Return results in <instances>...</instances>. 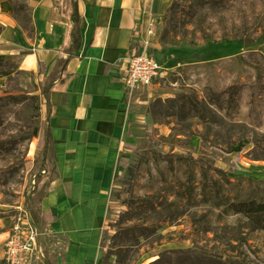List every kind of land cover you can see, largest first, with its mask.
Returning a JSON list of instances; mask_svg holds the SVG:
<instances>
[{"label": "rangeland", "instance_id": "1", "mask_svg": "<svg viewBox=\"0 0 264 264\" xmlns=\"http://www.w3.org/2000/svg\"><path fill=\"white\" fill-rule=\"evenodd\" d=\"M11 1L25 4L27 8V0ZM250 1L256 5L246 2L242 6H254L260 11L262 0ZM11 19L15 38L10 39V44L12 41L22 45V39L33 37L29 9L17 15L12 11ZM176 19L181 21L183 17L178 14ZM162 25L163 19L158 44ZM181 27L179 24L178 31ZM180 37L172 45H159L158 50H153L155 60L166 69V77L145 89L140 97L143 103L131 109L132 140L111 192L101 237V264H150L167 251L175 252L167 259L171 264H206V255L218 257L224 248L219 244L214 246L209 242L211 235L201 234L192 226L189 218L192 208L175 199L181 184L192 180L198 185L212 175L220 179V175L208 173L210 166L225 173L229 180L264 183V141L261 140L264 138V30L250 38L248 47L218 43L192 48L183 44ZM0 47H4L0 48V57L7 63L0 65V71L7 74L0 78V233L10 231L18 218L26 214L37 232L40 246L48 249V243L54 239L49 236V242L45 243L47 234L42 226L45 220L39 214L38 205L31 212L23 207L25 196L32 195V200L40 201L48 181L33 193L29 173L39 156L38 138L34 134L45 119L41 113L43 99L36 78L20 71L11 59L18 53L15 46ZM23 52L20 48V53ZM231 87L242 89L238 114L227 121L223 112H214L211 117L221 120V124L210 128L197 121L196 114L187 108L179 116V106L171 104L176 98L181 103L188 99L201 102L208 91L225 98V92ZM255 88L259 123L250 125V95ZM242 136L250 142L243 153L226 155L223 151L229 142ZM186 156L196 162H188L184 159ZM126 212L131 214V221L124 215ZM201 215L199 212L197 217ZM163 221L172 224H163L155 235L150 230H141ZM144 234L148 237L146 240L141 236ZM157 235L163 238L154 242ZM252 240L248 245L256 250V259L249 260L251 264H264V238L253 235ZM197 255L203 258L195 260ZM0 264L5 263L0 260Z\"/></svg>", "mask_w": 264, "mask_h": 264}, {"label": "crops", "instance_id": "2", "mask_svg": "<svg viewBox=\"0 0 264 264\" xmlns=\"http://www.w3.org/2000/svg\"><path fill=\"white\" fill-rule=\"evenodd\" d=\"M172 2L27 0L33 37L19 45L10 44L12 10L0 1V45L15 46L18 53L10 58L19 70L32 74L38 85L51 86L41 113L50 127L55 172L43 186L37 209L47 224L45 243L53 236L64 250L57 264H101L111 192L132 140L131 109L143 103L147 89L126 108L120 76L147 25L161 26ZM160 30L149 40L151 50L159 49ZM8 236L9 231L0 233V260Z\"/></svg>", "mask_w": 264, "mask_h": 264}, {"label": "trees", "instance_id": "3", "mask_svg": "<svg viewBox=\"0 0 264 264\" xmlns=\"http://www.w3.org/2000/svg\"><path fill=\"white\" fill-rule=\"evenodd\" d=\"M0 1L8 2L15 15L28 12V7H24L25 4L11 0ZM246 2L256 5L250 0H173L163 16L159 45L161 47L172 45L175 43L174 39L180 35L181 42L192 48L200 44L218 43H235L248 47L250 38L258 34L260 30H264V0L261 1L263 5L258 12L254 6L248 8L242 6ZM178 14L183 17L181 21L176 19ZM179 24L182 27L178 31ZM1 33L2 29L0 28ZM2 64L6 65L7 63L4 62L3 57H0V65ZM39 74H42V70ZM6 76V73L0 71V78ZM38 86L41 97L46 99V94L51 86L41 83ZM253 90L250 95L248 119L250 125H257L259 123L257 117L259 99L256 94L257 89ZM241 92V88L231 87L225 92V98L220 94L208 91L201 102L197 99H188L181 103L176 98L171 101V104L176 105L175 107L179 106L181 112H179V116L182 115L183 108H187L196 114L197 121L210 128L219 122L221 124V120L218 121L211 117L214 112H223V117L227 121H232L235 118L239 110ZM6 99L11 100L12 97H6ZM206 116H209V121H206ZM34 137L38 138L37 149L40 151V155L34 163L29 177L33 183V193H36L55 172L56 159L48 119L39 123ZM261 140L264 141V138ZM248 144L250 142L242 136L230 141L223 152L226 155H239L243 153ZM253 144L256 145V142ZM184 159L191 163L196 162L190 156H186ZM211 172L220 175L221 178L212 175L198 185L192 180H187L186 183L181 184L179 195L175 199L177 202H185L192 208L189 218L197 232L211 235L212 239L209 242L214 246L219 244L221 248H224V252L218 257L206 255V264H251L249 259H256V250H252L248 243L253 241V235L264 238V183L246 179L229 180L225 173L212 166L209 167L208 173L211 174ZM39 202L38 199L32 200V195L31 197L28 195L24 197L23 207L27 212H31ZM199 212H202V215L197 217ZM124 215L128 216V220H132L130 213L126 212ZM166 223L172 224V222L163 221L158 226L141 227V230L143 232L150 230V233L155 235L156 231ZM46 225V222L42 221L43 228ZM141 236H144L145 240L148 238L145 234ZM155 237L154 242L163 238L161 235ZM37 244L42 254V264H57L58 258L63 262V248L50 241L48 243L50 248L45 249L40 246L38 239ZM101 248H103L102 241ZM174 254L175 252H164L150 264H171L167 259ZM202 258L201 255H197L194 259Z\"/></svg>", "mask_w": 264, "mask_h": 264}, {"label": "built area", "instance_id": "4", "mask_svg": "<svg viewBox=\"0 0 264 264\" xmlns=\"http://www.w3.org/2000/svg\"><path fill=\"white\" fill-rule=\"evenodd\" d=\"M155 21L146 28L145 38L140 48L127 60L126 67L120 76L124 89V101L129 108L134 98L144 88H149L156 81L166 77V69L154 58L150 49V39L155 37L158 29ZM38 235L26 214L19 217L12 225L9 236L3 244V261L5 264H42V254L37 244Z\"/></svg>", "mask_w": 264, "mask_h": 264}]
</instances>
